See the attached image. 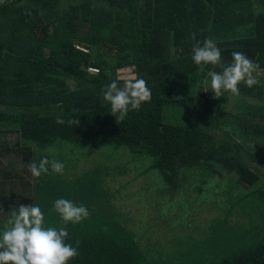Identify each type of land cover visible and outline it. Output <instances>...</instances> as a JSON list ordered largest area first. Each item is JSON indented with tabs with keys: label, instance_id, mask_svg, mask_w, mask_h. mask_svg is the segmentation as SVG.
Instances as JSON below:
<instances>
[{
	"label": "trees",
	"instance_id": "1",
	"mask_svg": "<svg viewBox=\"0 0 264 264\" xmlns=\"http://www.w3.org/2000/svg\"><path fill=\"white\" fill-rule=\"evenodd\" d=\"M192 33L201 46L211 37L225 65L231 63V54L239 51L259 65L257 71L264 72V0L0 3V107L6 108L0 111V127L16 126L11 132L18 135L13 147L0 139V228L12 209L35 204L44 213L46 227H66V242L76 247L79 241L78 255L69 264H168L147 257L134 233L108 215L103 204L92 208L101 202V185L92 182L88 187L91 200L83 205L89 217L78 224L63 225L53 209L54 202L48 200L50 195L38 198V181L31 173L18 172L14 158L3 161L12 152L15 157L21 155L27 167L36 161L30 145L43 148L56 141L94 150L129 148L141 156L139 159L147 161L144 155L154 159L145 173L158 170L169 187L176 181L181 183V177L199 178L192 185L201 194L217 176L236 175L235 186L248 193L239 196L235 204L227 203L230 209L248 197L264 202V178L250 164L263 166L264 87L239 86L241 94L258 102L249 106L243 102V110L237 114L255 129L244 134L246 138L241 134L245 140L240 142L234 129H224L230 117L222 119L219 98L204 90L211 66L201 71L193 63ZM88 68L97 72L90 73ZM214 70L222 71L219 67ZM126 76L144 79L151 100L117 123L103 99V90ZM191 90L190 96L184 93ZM178 97L184 98L182 103L177 102ZM178 103L192 110L186 121L182 125L164 123V111ZM57 118L65 123L58 124ZM68 119H78L79 123L71 126ZM6 133L0 131V136ZM50 179L54 190L62 188ZM72 191L71 200L80 205L81 190ZM211 197L207 194L202 198ZM263 210L256 211L257 216L261 213L260 221ZM244 212L238 215L244 217ZM261 223L254 224V229ZM219 264H264V236L260 242L223 257Z\"/></svg>",
	"mask_w": 264,
	"mask_h": 264
},
{
	"label": "rangeland",
	"instance_id": "2",
	"mask_svg": "<svg viewBox=\"0 0 264 264\" xmlns=\"http://www.w3.org/2000/svg\"><path fill=\"white\" fill-rule=\"evenodd\" d=\"M254 76L258 81L257 85L264 87V72L256 71ZM203 87L205 91H211L210 80ZM193 92L194 90L184 93L190 96ZM178 99L177 102L182 103L184 98ZM243 102L246 106L258 103L256 99L245 97L241 93L239 96L225 93L217 102V108L223 111L222 119L230 117L224 129H234L233 132L240 142L245 140L244 134L251 129L255 130L250 121L245 122L237 116L243 110ZM174 106L175 108L170 105L164 111V123L182 125L192 110L179 103ZM0 111L5 112L6 108L0 107ZM16 129V126H1L0 131L7 133L0 136V139L6 140L13 147L18 135L11 131ZM208 132L213 133L209 129ZM30 146L36 154V162L41 156H47L50 161L56 160L65 166L61 175L52 172L49 165L50 178L61 184V189L54 190L51 187L49 174H46V178L41 175L35 179L38 181V198L50 195V202L59 198L71 200L72 190L80 189L81 204L89 205V185L92 182L101 185L98 190L103 193L101 202L93 204L92 208L96 210L98 205L103 204L108 215L134 233L137 244L147 257H153L157 261L166 260L168 264L172 261H177V264H219L223 257L231 256L242 247L260 242L264 236V218L260 221L261 213L257 216L256 212L257 209L264 208L263 201L248 197L240 199L234 209L227 205L236 203L237 198L247 192L235 186L236 175L217 176L201 194L192 185L199 182V178L181 177V183L176 181L173 187H169L162 181L158 170L151 169L145 173V168L154 162L153 158L144 155L143 158L147 161L139 159L140 155L132 154L126 147L106 146L94 150L65 141H56L43 148ZM260 147L263 166L250 164L264 178V145L261 144ZM8 158L18 160L15 163L18 172L23 175L29 172L21 155L15 157L10 152L9 157L6 156L3 160L4 163H7ZM207 194L212 197L208 200L202 198ZM230 197L232 199L228 200ZM38 203L42 204V200ZM230 210L234 212L233 215H230ZM243 211L246 215L244 217L240 216ZM260 222V227L254 229V224L259 225Z\"/></svg>",
	"mask_w": 264,
	"mask_h": 264
},
{
	"label": "clouds",
	"instance_id": "3",
	"mask_svg": "<svg viewBox=\"0 0 264 264\" xmlns=\"http://www.w3.org/2000/svg\"><path fill=\"white\" fill-rule=\"evenodd\" d=\"M190 39L195 41L192 46V61L210 77L211 93L214 98H220L225 93L231 96L240 95V84L251 88L258 83L254 73L259 65L245 53L235 51L231 63L225 65L220 49L209 37L202 42L196 41V34ZM219 67L222 71L214 69ZM122 84V86H121ZM207 92V91H205ZM103 99L110 106V114L116 122L125 120L129 111H139L143 104L150 102L151 90L147 82L137 76L120 77L113 80L103 90ZM58 124L65 120L57 118ZM67 123L76 126L78 119H68ZM63 174L64 164L41 156L38 163L34 160L27 164L33 179L41 175ZM53 209L60 217L63 225L78 224L88 218L90 213L83 204L77 205L72 200L59 198L54 201ZM68 231L66 227L45 226L44 213L35 204L20 205L10 211V216L0 228V264H69L78 255L79 241L76 247L66 242Z\"/></svg>",
	"mask_w": 264,
	"mask_h": 264
},
{
	"label": "built area",
	"instance_id": "4",
	"mask_svg": "<svg viewBox=\"0 0 264 264\" xmlns=\"http://www.w3.org/2000/svg\"><path fill=\"white\" fill-rule=\"evenodd\" d=\"M18 1H20V0H0V3L5 4V3H12V2H18ZM77 48H79V47H77ZM82 50L86 52V50H84V49H82ZM88 72L96 73L97 70L94 68H88Z\"/></svg>",
	"mask_w": 264,
	"mask_h": 264
}]
</instances>
